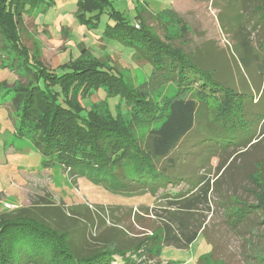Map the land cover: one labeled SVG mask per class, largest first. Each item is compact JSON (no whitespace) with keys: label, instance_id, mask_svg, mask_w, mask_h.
<instances>
[{"label":"trees","instance_id":"obj_1","mask_svg":"<svg viewBox=\"0 0 264 264\" xmlns=\"http://www.w3.org/2000/svg\"><path fill=\"white\" fill-rule=\"evenodd\" d=\"M42 2L0 0V66L20 78L24 73L31 77L27 85L20 80L13 85L4 106L14 135L28 139L39 150L44 168L59 164L63 170L123 196L147 192L155 195L160 190L159 198H172L167 200L163 216H159L158 228H148L142 237H133L136 239L130 244L110 240L89 251H85V245L75 243L76 235L82 243L87 239L84 229H72L66 221L70 217L80 223L74 209L67 214L44 205L41 209L24 206L5 212L0 215V264H110L115 257H120L123 264H152L162 247L186 249L204 227L196 215L198 210L208 203L214 188L216 194L221 192L217 185L223 182L220 177L225 178L264 135V0L253 7L254 13L259 11L256 23L261 24L262 32L259 35L258 30L256 47L251 29L240 27L235 37L239 62L244 63H238L243 69L238 67L241 87L230 82L224 68H203L181 48L149 32L144 22L135 26L112 10L104 35L131 45L134 58L153 67V87L143 88H132L115 67L86 48L62 65L61 74L33 60L36 55L23 44L19 30L24 15L32 10L27 11V4H41L45 10L50 3ZM109 4V0H77L75 15L81 25L98 27L99 13L109 10ZM257 76L261 78L258 88ZM165 83L176 85L177 94L165 100L162 108L151 97L150 89ZM98 90L120 97L126 112L112 114L104 101L85 111L79 99ZM152 123L159 126L150 128L144 137L136 134L137 127ZM216 159L220 175L214 181L187 166L191 163L207 170ZM257 168L247 175L256 204L234 195L217 196L232 229L251 215L260 217V224L264 222V170L261 165ZM181 183L185 190L168 192L169 185ZM113 227L117 228H112L117 238L128 234L117 223ZM109 244L112 246L108 248ZM203 261L199 259V264H205Z\"/></svg>","mask_w":264,"mask_h":264},{"label":"rangeland","instance_id":"obj_2","mask_svg":"<svg viewBox=\"0 0 264 264\" xmlns=\"http://www.w3.org/2000/svg\"><path fill=\"white\" fill-rule=\"evenodd\" d=\"M42 1L43 4L50 3L45 10H42L41 4L37 7L27 4V11L32 10L24 15L19 30L23 44L36 55L33 60L51 72H62V65L75 59L86 48L115 67L132 88L153 87L150 77L153 67L149 62L134 58L135 50L131 45L104 35L105 22L110 21L112 10L135 26L144 22L149 32L181 48L187 57L197 59L203 68H224L225 76L238 87L242 84L239 76L242 68L238 63H244L239 62L240 50L235 37L240 27L251 29L252 43L256 47L262 33L261 24L256 23L259 11L254 13L253 10L258 0H109V10L99 13L100 23L92 28L81 25L76 17L77 0ZM252 72L250 74L255 78ZM258 79L256 88L261 83V78ZM19 80L27 85L31 77L24 73L20 78L17 73L0 66V215L24 206L41 209L39 207L47 205L67 214L68 210L74 209L80 223L70 217H66V221L72 229H84L87 239L82 243V238L76 235L75 243L85 245V251L101 248L110 240L130 244L131 239L142 237L144 231H149L148 228H158L159 216H163L166 202L172 198H159L160 190L155 195L147 192L128 197L63 170L59 164L44 168L39 150L28 139L14 135L11 117L4 107L9 95H12L13 85ZM254 92L257 93L256 90ZM150 94L164 108V101L177 94V87L165 83L150 89ZM120 100V97L98 90L79 99V102L85 111L93 104L104 101L112 114L125 113L126 105H120ZM156 113V117L161 114L160 111ZM158 126L159 123L139 126L136 134L144 137L150 128ZM217 163L218 159L207 170L191 163L187 166L198 175L206 173L214 181L220 175L216 170ZM256 165L257 169L261 165L264 170V135L260 143L249 148L230 171L226 170L225 178L220 177L223 182L217 183L221 192L216 194L214 188L208 203L198 210L196 215L203 221L204 227L197 239L186 249L162 247L158 255L161 264H199V259H204L205 264L263 263L262 219L251 215L244 224L232 229L227 212L221 208L217 197L219 194L234 195L256 204L255 193L252 192L254 187L247 180V175L255 171ZM167 189L176 194L181 189L185 190L186 186L181 183L179 186L169 185ZM134 214L141 218L134 217ZM72 217L76 218L75 215ZM115 223L125 228L128 234L119 239L114 236L112 228ZM111 246L109 244L108 248ZM158 260L154 258L152 264L158 263ZM116 264L123 262L120 260Z\"/></svg>","mask_w":264,"mask_h":264},{"label":"built area","instance_id":"obj_3","mask_svg":"<svg viewBox=\"0 0 264 264\" xmlns=\"http://www.w3.org/2000/svg\"><path fill=\"white\" fill-rule=\"evenodd\" d=\"M115 261H113V263L112 264H116V263H118L120 260H121V258L120 257H115Z\"/></svg>","mask_w":264,"mask_h":264},{"label":"crops","instance_id":"obj_4","mask_svg":"<svg viewBox=\"0 0 264 264\" xmlns=\"http://www.w3.org/2000/svg\"><path fill=\"white\" fill-rule=\"evenodd\" d=\"M13 133H14V130H13ZM25 188V187H24ZM24 191H25V189H24Z\"/></svg>","mask_w":264,"mask_h":264}]
</instances>
